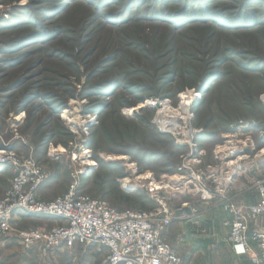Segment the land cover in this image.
<instances>
[{"label":"rangeland","instance_id":"374dc122","mask_svg":"<svg viewBox=\"0 0 264 264\" xmlns=\"http://www.w3.org/2000/svg\"><path fill=\"white\" fill-rule=\"evenodd\" d=\"M186 92L188 111L161 128L156 103L177 109ZM262 95L264 0H0L1 156L41 167L40 201L75 183L118 209L163 205L172 217L164 239L183 264H249L231 255L223 223L230 195L249 194L257 177ZM69 105L82 125L66 121ZM227 141L246 146L223 158ZM236 155L248 156L219 193L209 175ZM0 165L1 199L15 172ZM52 218L17 212L0 264H107L96 244L23 248L18 232L49 231ZM254 223L264 227V216Z\"/></svg>","mask_w":264,"mask_h":264},{"label":"built area","instance_id":"2783aa9c","mask_svg":"<svg viewBox=\"0 0 264 264\" xmlns=\"http://www.w3.org/2000/svg\"><path fill=\"white\" fill-rule=\"evenodd\" d=\"M229 143L227 141V145ZM242 145L246 146V142L229 144L223 158ZM263 149H259L255 155H263ZM1 154L0 162L12 166L15 175L6 196L0 199V241L10 237L13 231L12 217L20 211L32 215H51L59 220V224L49 231L20 230L17 236L25 249L96 244L106 249L104 262L107 264H183L182 258L164 239L172 217L166 214L163 205L161 209L151 211L126 207L118 209L104 199L92 198L80 192L75 183L66 193L50 201H40L35 194L45 180L41 167L31 159L21 161L14 155ZM247 156L236 155L237 160H224L220 173L211 172L209 178L216 175L214 182L219 187L216 189L219 193L223 192L232 173ZM180 177L181 180L177 182H191V178L185 175ZM148 188L150 193L157 190L152 183ZM253 188L256 202H225L229 214L223 223L228 229L225 241L236 256L247 257L250 264H264V227L254 223L264 216V176L256 178ZM201 192L203 199L210 198L206 189H201Z\"/></svg>","mask_w":264,"mask_h":264},{"label":"bare ground","instance_id":"6f19581e","mask_svg":"<svg viewBox=\"0 0 264 264\" xmlns=\"http://www.w3.org/2000/svg\"><path fill=\"white\" fill-rule=\"evenodd\" d=\"M192 97H193V93L192 94L190 92H186L185 94L183 93L180 96L181 102H180V105H179V107L177 109H172L170 107V104H169L168 100H159L156 103V105H157V112H156L157 115H156V117H157V119L160 122L161 128L166 129V128H169V127L170 128L176 127L175 124H177L176 123L177 119L179 117H181L180 114L186 113V111H188V107H189V105H190V103L192 101ZM263 99H264V96H263ZM76 106L69 105V109L67 111H65L66 112L65 113L66 121L70 124L71 127H76V126L82 125V121H80V119H78L79 112L77 111L78 107H76ZM170 114H171V116H169ZM69 116H71V117H69ZM61 151H62V149L59 150V152H61ZM2 152H3V150L0 149V153H2ZM84 153H86V151H83L81 154H84ZM263 154H264V149H263ZM121 158H124V157L123 156H114V157H112V159H121ZM87 163L91 164V162H88V161H87ZM3 165H6V163H3ZM139 177H141L142 179L145 178V176H142V175H140ZM139 177H137V178H139ZM154 184H155L157 189H160L161 187H163L165 185L163 182L162 183H154ZM160 184H162V186ZM167 187H168V185H167ZM186 205L187 204L184 203V206H186Z\"/></svg>","mask_w":264,"mask_h":264},{"label":"crops","instance_id":"0c3cea01","mask_svg":"<svg viewBox=\"0 0 264 264\" xmlns=\"http://www.w3.org/2000/svg\"><path fill=\"white\" fill-rule=\"evenodd\" d=\"M256 158H257V160H255V162H253V164H254V166H256V169H257V172H256V176H257V177H255V176H253V177H249V179L252 180V182H250V183H252V185H251V187H250V189H251L250 193L247 194V195H244V194H243V195H240L239 198H236V197L232 196V194H231L230 197H229V199L231 200V202H234V203H246V204H251V203H254V202L257 201L256 191H255V189L253 188V184H254L253 181H255L256 178L260 177V176H258V175H263L262 172L264 173V154L261 155L260 157H259V156H256L254 159H256ZM242 169H243V170H241V171H244V167H243ZM247 176H248V175H247ZM233 185H234V184H233ZM242 188H243L242 186H239V187H238L239 190H241ZM227 213H228V212H227ZM181 215H182V214H181ZM181 215H177V217H181ZM228 215H229V214H228ZM49 220H52V221L54 222L53 225H55V224H57V223L59 222V220H57V219H55V218H52V219H49ZM166 233H167V231L165 232L164 235H166ZM170 241H172V239H170ZM226 244H227V243H226ZM227 246H228V249H229V251H230V253H231L232 256H234V257H236V258H238V259H246V260L249 262V264H250V261H249V259H248L247 257H238V256H236V255L232 252V250H231L229 244H227ZM210 262H211V260H204V262H202L201 264H204V263H210ZM216 264H219V263L216 262Z\"/></svg>","mask_w":264,"mask_h":264},{"label":"water","instance_id":"95a60500","mask_svg":"<svg viewBox=\"0 0 264 264\" xmlns=\"http://www.w3.org/2000/svg\"><path fill=\"white\" fill-rule=\"evenodd\" d=\"M184 212H185V209H184ZM180 214H182V211L181 210H179L178 212H176V215H180Z\"/></svg>","mask_w":264,"mask_h":264}]
</instances>
